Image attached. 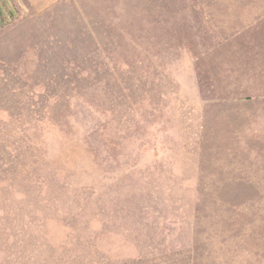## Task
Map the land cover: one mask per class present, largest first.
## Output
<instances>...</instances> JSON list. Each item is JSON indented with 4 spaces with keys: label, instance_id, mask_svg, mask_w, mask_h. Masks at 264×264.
<instances>
[{
    "label": "rangeland",
    "instance_id": "374dc122",
    "mask_svg": "<svg viewBox=\"0 0 264 264\" xmlns=\"http://www.w3.org/2000/svg\"><path fill=\"white\" fill-rule=\"evenodd\" d=\"M222 228L264 230V0H0V264Z\"/></svg>",
    "mask_w": 264,
    "mask_h": 264
},
{
    "label": "crops",
    "instance_id": "0c3cea01",
    "mask_svg": "<svg viewBox=\"0 0 264 264\" xmlns=\"http://www.w3.org/2000/svg\"><path fill=\"white\" fill-rule=\"evenodd\" d=\"M191 233L177 252L176 264H264V230L222 228ZM157 264L163 263L158 259Z\"/></svg>",
    "mask_w": 264,
    "mask_h": 264
}]
</instances>
